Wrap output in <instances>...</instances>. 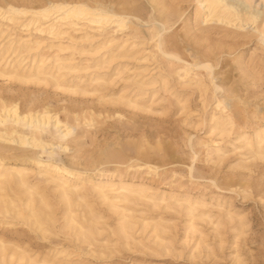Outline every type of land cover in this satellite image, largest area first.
Segmentation results:
<instances>
[{
	"label": "rangeland",
	"instance_id": "1",
	"mask_svg": "<svg viewBox=\"0 0 264 264\" xmlns=\"http://www.w3.org/2000/svg\"><path fill=\"white\" fill-rule=\"evenodd\" d=\"M48 1L72 0H0V6L38 7ZM80 1L139 18V21L131 18V29L117 33L125 41L123 50L129 49L132 42L137 45L131 52H126L123 59L105 64L109 66L107 75L116 66L123 70V79L128 76L139 79L147 72L167 74L171 89L165 91L156 84L157 91L147 90L145 99L148 101L145 104L150 107L148 110L110 102L108 98L115 97L124 85L127 86L126 94H132L131 85L115 77H112L111 85H105L96 93L82 95L68 93L53 83H23L0 76V106L2 103L16 104L20 112L46 108L69 123L74 122L76 115V139L68 143L65 151L61 148L54 151L55 161L80 171L104 169L113 172L118 168V172L113 174H120L127 181L144 183L178 195H204L208 205L201 210L211 209L212 220L219 218V235H214L210 224L195 221L205 234L208 247L193 253L191 237L185 242V226L189 217L183 206L151 207L150 204L133 201L127 206L136 217L160 221L165 230L160 235L168 242V250L153 242L150 226L141 231L137 224L129 231L131 239L125 242L116 232L118 214L101 204L94 192L86 191V201L101 216L98 234L89 244L77 238L74 230L63 227L64 207L55 186L33 172L29 174L28 181L45 192L51 203L53 221L48 226L49 231L42 233L33 225L0 214V239L19 245L36 259L46 256L49 260H56L65 255L72 264H264V159L250 155L238 141L239 135L249 137L253 130L264 125V49L251 33L255 24L248 23L243 29L244 34L236 38V33L232 32L234 27L201 21L195 14V0ZM257 3L258 8L264 9L263 2L257 0ZM159 23L166 27L163 37L168 51L191 63L206 59L213 65V81L220 86L218 91L212 93L208 90L201 94L195 83L198 77L179 79L176 73L168 74L178 64H169L162 59L150 39L154 32L153 24ZM256 24L262 26L259 21ZM11 27L7 32L23 35L29 32L20 31L17 27L10 31ZM81 33L79 29H68L59 41L71 47L59 54L60 57L72 58L79 68H89L85 70L86 79L93 75L94 57L105 47H100L102 35L98 36V31L92 30L91 34L96 38L91 42L79 39ZM134 33L137 38H132ZM68 35L74 38L71 43L67 40ZM39 37L43 38L38 49L40 52L49 57L57 52L58 42L53 45L46 35ZM96 49L98 52L91 55ZM20 56L27 57L25 63L29 60L27 52ZM144 69L145 72L135 76L136 72ZM192 72L201 73V78L208 82L205 71L193 68ZM87 88L93 90L91 85ZM100 95L104 100L98 98ZM214 96L228 104L226 109L234 120L231 128L227 125L226 135L222 137L209 131L211 115H218L213 111ZM176 98L185 103L186 110L182 109V103L176 102ZM151 100L155 103L150 104ZM45 138L48 139L47 136ZM0 144L12 147L0 148V157L28 168H33L32 159L41 154L39 148L1 140ZM215 145H218V154L213 151ZM42 158H46L45 155ZM131 163L157 165L158 174L148 173L145 169L136 171L130 167ZM189 166H193L191 173ZM210 180L226 189L224 209L242 218V234H237V215L228 219L210 207V203L215 204V199L211 200L209 196L218 192ZM83 225L87 226L86 223ZM60 250H64L63 255L54 257Z\"/></svg>",
	"mask_w": 264,
	"mask_h": 264
},
{
	"label": "bare ground",
	"instance_id": "2",
	"mask_svg": "<svg viewBox=\"0 0 264 264\" xmlns=\"http://www.w3.org/2000/svg\"><path fill=\"white\" fill-rule=\"evenodd\" d=\"M260 1L264 4V0ZM195 14L203 22H219L234 27L232 32L236 33V38L244 34L243 29L248 23L255 24L251 28V33L256 36L258 44L264 49V9L258 8L257 0H195ZM131 18L139 21V18L130 17L124 12L114 11L99 4L91 6L80 0L48 1L47 4L38 7L15 6L12 4H8L6 7L0 6V76L23 83H53L55 87L68 93L82 95L96 93L105 85H111L112 77H115L124 83H129L132 94H126L127 86L124 85L115 97L108 98L110 102L149 110L150 107L145 104L148 101L145 99L147 90L157 91L156 84L165 91L170 90L167 74L159 73L156 75L147 72L141 75L139 79L129 76L123 79L124 72L119 67H114L111 69L112 73L107 75L109 66H104L105 64L110 65L115 59H123L126 57L125 53L131 52L137 45L132 42V44H129V49L123 50L125 41L117 35L118 32L124 33L131 29ZM258 21L262 24L261 27L256 24ZM78 25L80 27L75 28ZM9 26H12L10 31L17 27L20 31L27 30L29 32L24 35L17 32H7ZM153 28L154 32L151 34L150 39L153 40V46L160 51V57L169 64L175 62L178 64L172 71L169 70L168 74L170 72L176 73L179 79L191 76L198 77L195 83L201 94L206 93L208 90L215 93L220 89V86L213 81V65L208 60L191 63L182 59L177 53L168 51L165 48L163 37V32L166 30L165 25L163 23L153 24ZM32 29L34 33L31 32ZM68 29L72 31L82 30L79 39L87 42H91L96 38L94 34H91L92 30L98 31V36L102 35L100 47H105V50L101 54L93 56L96 63L93 69L94 72L92 76H87L86 79L85 70L89 68H79L72 58L60 57L59 53L71 47V45H64L59 41L64 34H67ZM40 35H46L53 45L58 42L57 52L51 54L50 57L38 50L43 42V38L39 37ZM137 37L138 35L135 33L132 35V38ZM5 38L6 40L3 41ZM67 40L71 43L74 38L68 35ZM24 52L28 53L29 58L26 63L27 57L20 56ZM97 52L96 49V52L90 54L94 55ZM193 68L205 71L208 82L206 83L204 78H201L203 77L201 73L192 72ZM143 72H145V69L136 72L135 76ZM66 76L67 78H65ZM89 85L92 86L93 90L87 88ZM216 96H214L213 111H217L218 115H211L209 131L217 132L222 137L226 135L227 125L231 128L234 120L231 113L226 109L228 104L222 98ZM98 98L104 100L102 95ZM176 102L178 104L182 103L177 98ZM153 103L155 101L151 100L150 104ZM202 105L205 107L204 102H202ZM182 109L186 110L185 103H182ZM187 111L185 113H191ZM185 117H188V115ZM76 127H78L76 115L74 116V122L69 123L67 120H61L54 112L53 114L50 113L46 108L40 111L20 112L16 104H1L0 140L19 146L39 148L41 151L37 158L32 159L33 168L23 166L16 161L7 162L0 157L1 216H8L26 222L35 226V229L42 233L49 231L48 226L53 221L51 203L48 201L45 192L39 190L36 184H30L28 181L29 174L34 172L44 181L55 186V191L64 207L62 212V218L65 221L63 227L74 230L77 238L89 244L95 239L94 235L98 234L99 228L97 225L100 223L101 216L86 201L84 193L86 191L94 192L101 204L118 214L116 232L125 242L131 239L129 231L135 229L137 224L141 231L150 226V236L154 239L153 242L159 248L165 251L168 250V242L160 235L165 232L160 221L136 217L127 206L133 201H141L144 204H150L151 207L160 205L165 208L183 206V210L189 217V222L185 226L187 234L185 242H188L190 236L193 240L191 249L193 253L208 247L206 236L195 221L210 224L212 232L218 237V228L221 222L219 218L212 220L211 209L201 210V208L208 205L204 195L192 196L187 193L178 195L172 191L166 192L158 188H152L144 183L127 181L120 174H113L118 172V168H115L113 172L104 169H95L94 172H89L76 170L65 166L62 162L55 161L53 158L54 151L60 148L65 151L68 143L75 141L74 131ZM5 136L10 138L6 139ZM238 141L250 155L264 159V125L253 130L252 135L249 137L239 135ZM5 147L12 148L9 144H0V148ZM213 151L219 153L218 145H215ZM43 155L46 158H42ZM130 167L136 171L145 169L148 173L158 174V166L154 164L134 163ZM192 167L189 166L190 173ZM115 176H118L116 180L114 179ZM210 183L218 191L209 196L211 200L215 199V204L210 203V207L215 208L228 219H232L237 215V234H242L244 227L242 218L238 214L224 209L226 189L218 187L213 180H210ZM75 208L80 209L76 211ZM77 217H80V219H77ZM83 223H86L87 226ZM219 243L220 240L218 239ZM63 252L64 250L57 251L54 257L55 255H63ZM64 256L59 259L55 258L56 260H49L46 256L36 259L35 256L29 255L19 245L6 243L0 239V264H72Z\"/></svg>",
	"mask_w": 264,
	"mask_h": 264
}]
</instances>
